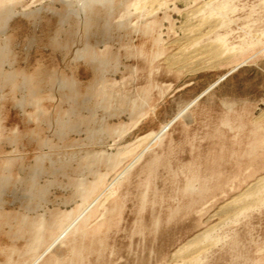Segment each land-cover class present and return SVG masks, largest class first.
<instances>
[{
    "label": "rangeland",
    "instance_id": "obj_1",
    "mask_svg": "<svg viewBox=\"0 0 264 264\" xmlns=\"http://www.w3.org/2000/svg\"><path fill=\"white\" fill-rule=\"evenodd\" d=\"M208 1L0 0V264H177L213 227L200 264H264V187L225 207L264 177V0Z\"/></svg>",
    "mask_w": 264,
    "mask_h": 264
},
{
    "label": "bare ground",
    "instance_id": "obj_2",
    "mask_svg": "<svg viewBox=\"0 0 264 264\" xmlns=\"http://www.w3.org/2000/svg\"><path fill=\"white\" fill-rule=\"evenodd\" d=\"M210 1V0H209ZM208 1V2H209ZM187 2V1H186ZM201 9V7L199 8ZM196 10H198V7L196 8ZM195 10V13H196ZM192 11V10H191ZM200 11V10H199ZM202 11V10H201ZM194 12V11H193ZM192 12V13H193ZM198 12V11H197ZM192 13L190 16H192ZM200 14V12H199ZM196 15V14H195ZM195 15H193L194 17H196ZM192 16V17H193ZM193 17V18H194ZM204 17V16H203ZM209 17V16H208ZM212 17V16H211ZM191 18V17H190ZM201 18V17H199ZM196 19V18H195ZM187 20V19H186ZM207 20V19H206ZM210 20V19H209ZM201 21V20H199ZM205 21V20H204ZM208 22V21H207ZM209 23V22H208ZM192 24V23H191ZM199 24V23H198ZM204 24V23H202ZM213 24V23H212ZM206 25V24H205ZM196 27L197 24L193 25V27ZM209 26V25H208ZM217 26V25H216ZM213 27V26H212ZM208 31H210V28L207 29ZM186 31V30H185ZM193 31V30H192ZM212 31V30H211ZM198 32V31H197ZM209 33V32H208ZM203 34V33H202ZM207 34V33H206ZM196 38V37H195ZM196 40V39H195ZM189 41V40H188ZM194 41V40H193ZM215 43V42H214ZM174 44V43H173ZM191 45V43H190ZM206 47V46H205ZM218 47V46H217ZM197 48V47H196ZM184 49V48H183ZM209 49V48H208ZM229 49V48H228ZM181 51V50H179ZM178 51V52H179ZM229 52V50L225 49L224 52ZM233 51V50H232ZM247 51V50H246ZM183 52V51H182ZM209 52V51H208ZM216 52V49L214 51V53ZM235 52V51H234ZM243 52V51H242ZM264 52V47H262L261 49H259V51H257L256 53L253 52V55L247 57L246 59H244L241 61H246L252 57H254L255 55ZM181 53V52H180ZM212 53V52H211ZM221 53V52H220ZM247 53V52H246ZM213 54V53H212ZM223 54V51H222ZM226 54V53H225ZM230 54V53H228ZM234 54V53H232ZM252 54V53H251ZM182 55V54H181ZM203 55V54H202ZM210 55V54H209ZM231 55V54H230ZM205 56V55H204ZM203 56V57H204ZM211 56V55H210ZM245 56V55H244ZM232 57V55H231ZM246 57V56H245ZM213 58V57H212ZM211 58V59H212ZM230 58V56H229ZM199 60H197L199 62V64H202V61L200 59L203 58H198ZM205 59V58H204ZM239 60V59H238ZM195 62H197L196 60H194ZM240 61V62H241ZM165 62V61H164ZM190 62V61H189ZM204 62V61H203ZM208 62V61H207ZM211 62V61H210ZM215 61H212L211 63H213ZM239 62V61H238ZM237 62V63H238ZM209 63V62H208ZM198 64V65H199ZM207 64V63H204ZM210 64V63H209ZM194 66H197L194 65ZM204 66V65H203ZM207 66V65H206ZM198 67V66H197ZM188 68V67H187ZM252 186V185H251ZM264 187V177L260 179H258L254 186L250 187L248 190H246L244 193H242V196L237 198L235 201L233 202H229V204H225V207H230V205L232 206L233 204L239 203V212L240 211H244L248 208L249 205H251V203L255 200L256 198L261 197V193ZM240 196V195H238ZM236 198V197H235ZM234 200V198H233ZM232 203V204H231ZM224 210V209H223ZM234 213V212H233ZM228 217V216H227ZM223 220V219H222ZM216 229V227L213 228H209V229H205L199 233H197L194 237H192L191 239H189V241H187L184 245L180 246L174 253V256L179 255L180 253H182V255L180 256L181 259H179V263L177 264H200V262L202 261L201 257L203 256V253L206 252L207 250H209L211 247H213V245H216V243L219 241V237H217L215 234L213 235V231Z\"/></svg>",
    "mask_w": 264,
    "mask_h": 264
},
{
    "label": "crops",
    "instance_id": "obj_3",
    "mask_svg": "<svg viewBox=\"0 0 264 264\" xmlns=\"http://www.w3.org/2000/svg\"><path fill=\"white\" fill-rule=\"evenodd\" d=\"M243 67H239V68H237L235 71H233L232 73H230L226 78H224L222 81H220L217 85H215L213 88H211L209 91H207L206 93H204L203 95H201V97L197 100V102L199 101V100H201L206 94H208L210 91H212V90H214L216 87H218V86H221V85H223L224 83H227V82H229V81H231L232 79H238L239 81H238V84H243L244 82L242 81V79H241V75H242V72H243V69H242ZM258 70H260V71H263L264 72V70L263 69H261L260 67H259V69ZM260 71H258V73H260ZM236 82V81H235ZM204 90V89H203ZM202 90V91H203ZM201 91V92H202ZM200 92V93H201ZM229 99H236V93H233V91H229V92H227L226 94H224V96L221 98V103L223 102V101H227V100H229ZM247 99H250V100H259V99H261V96H260V94H256V95H254V96H248V98ZM196 102V103H197Z\"/></svg>",
    "mask_w": 264,
    "mask_h": 264
}]
</instances>
